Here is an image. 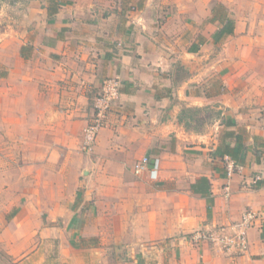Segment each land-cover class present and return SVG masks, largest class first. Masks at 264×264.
<instances>
[{"label": "crops", "instance_id": "crops-1", "mask_svg": "<svg viewBox=\"0 0 264 264\" xmlns=\"http://www.w3.org/2000/svg\"><path fill=\"white\" fill-rule=\"evenodd\" d=\"M1 9L0 264H264V0ZM108 77L120 96L85 155ZM247 210L243 255L190 241Z\"/></svg>", "mask_w": 264, "mask_h": 264}, {"label": "built area", "instance_id": "built-area-1", "mask_svg": "<svg viewBox=\"0 0 264 264\" xmlns=\"http://www.w3.org/2000/svg\"><path fill=\"white\" fill-rule=\"evenodd\" d=\"M121 81L118 77L105 78L100 85L99 93L93 100V114L87 125L82 130L80 152L91 155L94 152L97 137L100 131L106 126L108 115L120 96ZM150 164V159L142 158L134 165V173H142ZM157 165H155V168ZM233 163L227 167L228 176L231 175ZM225 196L229 193L225 189ZM256 219L255 213L247 210L242 213L239 221L228 225L209 230H200L190 236L194 245L206 242L217 247L223 254L228 256H241L247 251V231L251 229Z\"/></svg>", "mask_w": 264, "mask_h": 264}, {"label": "trees", "instance_id": "trees-1", "mask_svg": "<svg viewBox=\"0 0 264 264\" xmlns=\"http://www.w3.org/2000/svg\"><path fill=\"white\" fill-rule=\"evenodd\" d=\"M230 24L232 25V22L230 20L227 21V26L223 27L220 31L219 34H221V36L225 35V34H231L233 32L232 27L230 28ZM196 114V113H195ZM236 151V152H235ZM234 152H232L229 149L224 150L223 153L217 152V156L219 157H223L224 155H228L231 158H237L240 156L241 151H243V148L238 146L235 149ZM192 192H194L195 194H200L203 197L207 198V200H209V196H210V184L208 179L206 178H201L199 179L192 187H191Z\"/></svg>", "mask_w": 264, "mask_h": 264}, {"label": "rangeland", "instance_id": "rangeland-1", "mask_svg": "<svg viewBox=\"0 0 264 264\" xmlns=\"http://www.w3.org/2000/svg\"><path fill=\"white\" fill-rule=\"evenodd\" d=\"M12 1H15V0H0V15L5 14V11H3V9H1V8H3V7L5 8V6L11 4ZM0 19H1V17H0ZM211 246L213 249H215L217 251L218 254L225 255L217 247L213 246L212 244H211Z\"/></svg>", "mask_w": 264, "mask_h": 264}]
</instances>
